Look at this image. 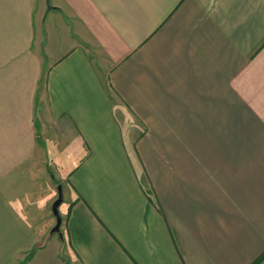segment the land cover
Wrapping results in <instances>:
<instances>
[{"label": "crops", "instance_id": "obj_1", "mask_svg": "<svg viewBox=\"0 0 264 264\" xmlns=\"http://www.w3.org/2000/svg\"><path fill=\"white\" fill-rule=\"evenodd\" d=\"M263 253L264 0H0V264Z\"/></svg>", "mask_w": 264, "mask_h": 264}, {"label": "rangeland", "instance_id": "obj_2", "mask_svg": "<svg viewBox=\"0 0 264 264\" xmlns=\"http://www.w3.org/2000/svg\"><path fill=\"white\" fill-rule=\"evenodd\" d=\"M92 50V49H91ZM95 51H92V53L97 57V58H102V57H99L98 55H97V53H99L98 52V50H96V49H94ZM97 52V53H96ZM97 58H95L96 59V61L98 60ZM112 98H113V101H114V103H115V112H116V115H117V117L119 118V120L121 121V122H123L124 124H127V126L128 127H130L131 125H132V123H133V117L130 115V113L128 112V110L123 106V104H121L120 102H119V100L114 96V95H112ZM64 165H65V167L67 168V166H69L70 165V163H64ZM59 186H58V188L56 189L57 191H56V193H57V197L55 198V200H54V203L57 201V199H58V195H59V189H62V184H58ZM61 196H62V193H61ZM63 198V197H62ZM59 204H60V202L57 204V207H53L52 208V213H53V215H54V217L56 218V221H57V216H56V210H58V212H59V215H60V217L61 218H63V216H64V213H65V207L64 206H61V207H59ZM61 220H63V219H61ZM60 225L62 226V221L60 222Z\"/></svg>", "mask_w": 264, "mask_h": 264}, {"label": "water", "instance_id": "obj_3", "mask_svg": "<svg viewBox=\"0 0 264 264\" xmlns=\"http://www.w3.org/2000/svg\"><path fill=\"white\" fill-rule=\"evenodd\" d=\"M59 195H58V199H57V201L55 202V203H53V206H52V208L54 207H57V204L59 203V202H61L62 201V196H61V193H62V191H61V189H59ZM56 216H57V221H56V225L54 226V229H58V227H59V224H60V221H61V217H60V215H59V212H58V210H56ZM54 229H52V231L54 230Z\"/></svg>", "mask_w": 264, "mask_h": 264}, {"label": "trees", "instance_id": "obj_4", "mask_svg": "<svg viewBox=\"0 0 264 264\" xmlns=\"http://www.w3.org/2000/svg\"><path fill=\"white\" fill-rule=\"evenodd\" d=\"M262 258H264V253L255 259L251 264H257Z\"/></svg>", "mask_w": 264, "mask_h": 264}]
</instances>
